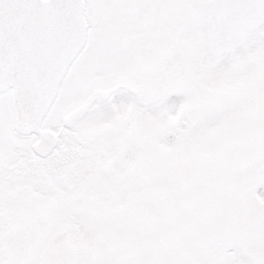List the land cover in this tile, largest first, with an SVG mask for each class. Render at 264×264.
<instances>
[{
	"label": "snow or ice",
	"instance_id": "snow-or-ice-1",
	"mask_svg": "<svg viewBox=\"0 0 264 264\" xmlns=\"http://www.w3.org/2000/svg\"><path fill=\"white\" fill-rule=\"evenodd\" d=\"M0 264H264V0H0Z\"/></svg>",
	"mask_w": 264,
	"mask_h": 264
}]
</instances>
